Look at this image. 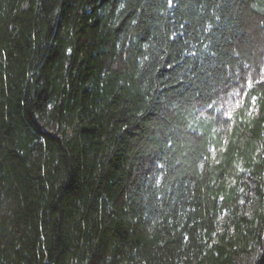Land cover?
<instances>
[{"label":"trees","instance_id":"16d2710c","mask_svg":"<svg viewBox=\"0 0 264 264\" xmlns=\"http://www.w3.org/2000/svg\"><path fill=\"white\" fill-rule=\"evenodd\" d=\"M0 264H264V0H0Z\"/></svg>","mask_w":264,"mask_h":264}]
</instances>
